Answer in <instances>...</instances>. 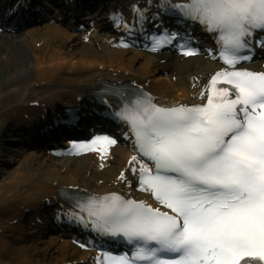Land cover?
I'll return each instance as SVG.
<instances>
[{"label":"snow or ice","instance_id":"6c2138e0","mask_svg":"<svg viewBox=\"0 0 264 264\" xmlns=\"http://www.w3.org/2000/svg\"><path fill=\"white\" fill-rule=\"evenodd\" d=\"M160 8L211 33L215 48L208 50L228 67L211 76L206 103L163 106L147 93L123 97L115 115L151 164L141 165L140 185L171 212L117 193L90 198L92 227L129 246L119 255L104 253V260L264 264V71L238 67L253 59V44L264 48V38L256 39L264 33V0H162ZM145 11L133 6L132 28L143 26ZM114 18L119 22L120 14ZM157 31L154 49L187 37L179 45L185 54L198 51L190 33ZM97 142L116 140L97 135L91 143Z\"/></svg>","mask_w":264,"mask_h":264},{"label":"bare ground","instance_id":"6f19581e","mask_svg":"<svg viewBox=\"0 0 264 264\" xmlns=\"http://www.w3.org/2000/svg\"><path fill=\"white\" fill-rule=\"evenodd\" d=\"M142 59V53L137 51L128 53L102 44L91 47L76 43L72 35L54 24L0 41V162L3 156H8L15 165L12 170H0V264L74 261L75 251L70 250L66 240L51 236L43 245L44 241L37 237L39 228L32 211L54 201L53 185L84 186L99 176L90 172L88 175L89 159L54 160L45 158L41 152L13 157L10 149L1 145L8 128L28 130L31 123L43 120L47 113L42 111L61 106L70 86L94 80H118L123 75L149 78L148 87L160 96L187 99L190 93L184 87H174L159 70L149 71L151 66L165 69L167 65H159L151 56L137 65ZM196 69V62L187 63L183 72L190 74ZM34 98H40L42 103L28 105ZM75 104L80 106L81 102ZM29 112L31 116L25 117ZM116 152L115 164L101 174L103 179H112L126 158V149L118 147ZM116 185L124 187L119 181Z\"/></svg>","mask_w":264,"mask_h":264},{"label":"rangeland","instance_id":"374dc122","mask_svg":"<svg viewBox=\"0 0 264 264\" xmlns=\"http://www.w3.org/2000/svg\"><path fill=\"white\" fill-rule=\"evenodd\" d=\"M67 49H71V48H67ZM4 151V150H3ZM6 153V152H5ZM15 166V165H11L10 162H9V159H8V156H5L3 157V161L0 162V170L3 169L4 171L6 170H12V167Z\"/></svg>","mask_w":264,"mask_h":264}]
</instances>
